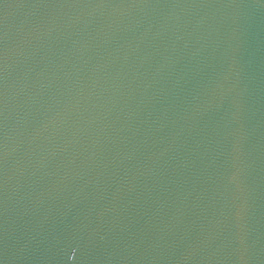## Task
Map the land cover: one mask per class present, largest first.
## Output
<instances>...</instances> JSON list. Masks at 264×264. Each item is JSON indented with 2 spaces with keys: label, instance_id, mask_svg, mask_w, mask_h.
<instances>
[{
  "label": "water",
  "instance_id": "95a60500",
  "mask_svg": "<svg viewBox=\"0 0 264 264\" xmlns=\"http://www.w3.org/2000/svg\"><path fill=\"white\" fill-rule=\"evenodd\" d=\"M0 264H264V0H0Z\"/></svg>",
  "mask_w": 264,
  "mask_h": 264
}]
</instances>
